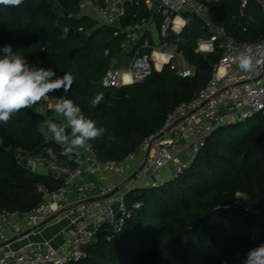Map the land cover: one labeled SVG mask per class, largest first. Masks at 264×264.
<instances>
[{"label": "trees", "instance_id": "1", "mask_svg": "<svg viewBox=\"0 0 264 264\" xmlns=\"http://www.w3.org/2000/svg\"><path fill=\"white\" fill-rule=\"evenodd\" d=\"M80 1L0 5V49L11 45L30 67H52L58 76L71 73V90L56 91L58 96L73 100L106 130L89 141L98 160L122 161L137 154L144 141L163 129L171 112L205 88L221 54L196 52L198 41L209 34L194 18L178 43V52L195 71L193 77L182 79L165 66L144 83L105 88L102 80L110 61L116 58L124 64L125 39L115 37L114 28L81 16ZM145 3H128L123 24L154 18L159 26L161 18L152 16ZM208 7L213 23L236 41H264V16L255 3L243 13L240 0H220ZM97 93L104 98L93 108L90 101ZM37 106L0 123V213H28L42 202L40 188L55 191L62 186L61 180L21 165L18 150L74 168L73 158L62 154V146L45 142L39 130L44 118ZM49 148L55 158L46 151ZM238 194L249 198L251 210L236 207ZM127 199L130 205L142 203L141 210L119 232L104 227L85 249L84 259L74 264H243L248 251L264 243V116L216 130L183 176L160 188L133 191Z\"/></svg>", "mask_w": 264, "mask_h": 264}, {"label": "built area", "instance_id": "2", "mask_svg": "<svg viewBox=\"0 0 264 264\" xmlns=\"http://www.w3.org/2000/svg\"><path fill=\"white\" fill-rule=\"evenodd\" d=\"M137 0H81V16L99 26L114 28V36H123L121 45L127 62L115 58L102 80L105 88H122L144 83L154 72L169 66L175 74L188 79L195 71L178 52L183 31L193 19H200L209 37L198 41L197 53L219 51L220 60L213 67L211 80L198 95L171 112L161 131L149 137L137 154L122 161L100 162L88 142L84 149L62 154L71 156L74 168L62 167L41 156L17 151L18 162L29 170L51 175L62 181L55 191L40 188L42 202L29 211L0 213V264H74L85 257V249L96 240L104 227L119 232L142 208V203H128L127 196L142 188H160L176 181L192 166L213 133L257 116H264V41L241 43L227 30L213 23L208 4L220 0H146V9L160 17L159 41L148 27V20L124 25L127 4ZM255 3L264 16V0H240L242 13ZM174 36L173 40L169 37ZM250 55L254 70L238 68L236 56ZM3 54H0L2 56ZM60 98L57 92L38 103L43 116L40 133L45 142H55L47 130L49 121L57 122L48 112ZM56 143V142H55ZM249 211V209H245ZM69 224L66 243L53 247L51 242L28 244L19 250L10 246L52 222Z\"/></svg>", "mask_w": 264, "mask_h": 264}, {"label": "clouds", "instance_id": "3", "mask_svg": "<svg viewBox=\"0 0 264 264\" xmlns=\"http://www.w3.org/2000/svg\"><path fill=\"white\" fill-rule=\"evenodd\" d=\"M23 3L24 0H0V5L6 7H18ZM0 52L3 53L0 56V123L7 124L13 115L47 100L55 91L63 89L64 93L69 92L74 84L71 73L58 76L52 67H30L22 56L13 52L11 45H5ZM236 61L242 72L254 70L250 55L240 53L236 56ZM103 98V93H97L90 101L91 106L96 107ZM51 107L57 117L62 118V122L49 121L47 130L53 140L68 151L86 148L89 141L102 137L106 131L86 117L71 99L58 98ZM46 151L55 158L52 149ZM243 264H264V243L250 249Z\"/></svg>", "mask_w": 264, "mask_h": 264}, {"label": "crops", "instance_id": "4", "mask_svg": "<svg viewBox=\"0 0 264 264\" xmlns=\"http://www.w3.org/2000/svg\"><path fill=\"white\" fill-rule=\"evenodd\" d=\"M155 21L156 20L154 18H151V20L149 21V24H147L152 32H153L154 28L158 29V26H157ZM154 36H155V34H154ZM156 42H157V40H156ZM126 62H127V60L123 61V63H126ZM122 65H124V64H122ZM48 114H49V116L53 117L59 123L62 122V118H58L56 113L52 109L48 112ZM68 226H69V224L66 220L52 222L51 224H49L45 228H42L39 231L35 232L34 234L29 236L28 238H25L23 240H19V241L13 243L10 247L12 249L19 250L21 248H24L28 244L48 241V242H51L53 247L58 248V247H60L66 243Z\"/></svg>", "mask_w": 264, "mask_h": 264}, {"label": "rangeland", "instance_id": "5", "mask_svg": "<svg viewBox=\"0 0 264 264\" xmlns=\"http://www.w3.org/2000/svg\"><path fill=\"white\" fill-rule=\"evenodd\" d=\"M153 34H155V39L159 41V31L158 29H153ZM123 61V60H122ZM259 120L256 119V123H258ZM251 202L249 198L244 194H238L237 195V201H236V207L242 210L249 209L251 210Z\"/></svg>", "mask_w": 264, "mask_h": 264}]
</instances>
